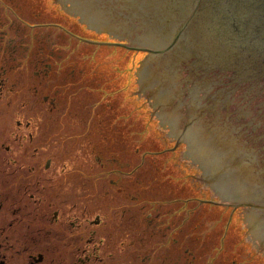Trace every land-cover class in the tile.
<instances>
[{
	"label": "rangeland",
	"instance_id": "obj_1",
	"mask_svg": "<svg viewBox=\"0 0 264 264\" xmlns=\"http://www.w3.org/2000/svg\"><path fill=\"white\" fill-rule=\"evenodd\" d=\"M24 4L29 23L60 26L43 30L66 77L53 72L41 89L31 88L30 116L46 122L47 133L59 128L62 145L51 158L56 170L66 169L62 182L72 187L79 177V232H94L102 260L90 264H113L110 256L119 259L124 250L127 264H264L235 207L198 178L136 97L134 69L148 50L99 34L58 11L54 0ZM42 52L26 50L29 71L39 70ZM46 94L52 105L42 101ZM83 234L81 246L91 235Z\"/></svg>",
	"mask_w": 264,
	"mask_h": 264
},
{
	"label": "water",
	"instance_id": "obj_2",
	"mask_svg": "<svg viewBox=\"0 0 264 264\" xmlns=\"http://www.w3.org/2000/svg\"><path fill=\"white\" fill-rule=\"evenodd\" d=\"M54 5L128 48L148 50L134 69L136 97L198 178L235 207L264 257V0Z\"/></svg>",
	"mask_w": 264,
	"mask_h": 264
},
{
	"label": "flooded vegetation",
	"instance_id": "obj_3",
	"mask_svg": "<svg viewBox=\"0 0 264 264\" xmlns=\"http://www.w3.org/2000/svg\"><path fill=\"white\" fill-rule=\"evenodd\" d=\"M20 3L21 0H0V264L101 262L95 257L94 232H79V177L75 174L73 186L69 187L68 181L62 182L68 177L65 167L58 171L52 165L62 145L59 128L47 133L46 122L37 123L30 116L31 88L41 89L42 81L46 83L56 76L53 72L61 75V81L66 77L60 55L55 57L51 52L53 44L47 43L48 34L43 30L60 26L29 23L24 18L29 7ZM73 3L78 4V0ZM35 45L37 48H33ZM29 47L32 56L39 48L43 50L37 63L39 70L34 72L22 58ZM55 50L59 47L55 46ZM52 61L57 62V69H53ZM54 89L55 95L58 90ZM17 98L21 99L19 107ZM42 101L54 103L47 94ZM40 130H44L42 136ZM46 151L50 155L39 161ZM34 158L35 162H31ZM98 221L96 218L95 223ZM81 233L91 234L84 246L80 244ZM121 254L119 259L110 256L113 264H127V252Z\"/></svg>",
	"mask_w": 264,
	"mask_h": 264
},
{
	"label": "trees",
	"instance_id": "obj_4",
	"mask_svg": "<svg viewBox=\"0 0 264 264\" xmlns=\"http://www.w3.org/2000/svg\"><path fill=\"white\" fill-rule=\"evenodd\" d=\"M89 41H90L89 39L88 40H85V42H87V43H89ZM98 44H101V43H98ZM130 63H132L131 60H130Z\"/></svg>",
	"mask_w": 264,
	"mask_h": 264
}]
</instances>
